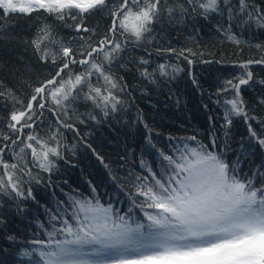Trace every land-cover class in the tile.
<instances>
[{"label": "snow or ice", "instance_id": "snow-or-ice-1", "mask_svg": "<svg viewBox=\"0 0 264 264\" xmlns=\"http://www.w3.org/2000/svg\"><path fill=\"white\" fill-rule=\"evenodd\" d=\"M17 15L36 20L30 40L11 34L10 18ZM95 16L108 21L99 33L89 25ZM199 19L239 46L244 32H264V0H0V42L31 52V63L23 64L13 87L0 80V109L7 112L0 123V210L14 206L22 212L32 201L47 216L37 221L42 235L19 255L32 264H264V159L252 162L256 149L264 155V116L255 115L241 94L254 80L250 66L264 64V57L239 62L240 74L217 89L223 100L216 103L224 108L219 149L211 116L209 143L196 135L169 136L161 146L138 111L137 122L148 129L144 152L154 158L142 155V171L127 172L123 181L111 175L127 197L126 210L111 198L102 200L91 181L88 195L60 188L62 199L54 190L59 185L52 176L69 150L65 133L84 141L79 125L122 121L134 97L119 71L150 86L175 80L183 68L168 62L151 67L144 46L162 25ZM65 30L71 35H61ZM130 48H144L148 55L129 60ZM157 51L188 65L195 63L190 56L201 55L190 48ZM192 83L198 86L194 76ZM257 103L264 106V96ZM234 118L243 119L247 136L229 161ZM71 148L75 154V145ZM40 186L49 189L54 206L33 195Z\"/></svg>", "mask_w": 264, "mask_h": 264}, {"label": "trees", "instance_id": "trees-1", "mask_svg": "<svg viewBox=\"0 0 264 264\" xmlns=\"http://www.w3.org/2000/svg\"><path fill=\"white\" fill-rule=\"evenodd\" d=\"M35 15L34 13L33 16ZM10 23L13 25L10 29L13 36L21 40H30L37 22L30 17L17 15L10 18ZM107 23V19L100 16L89 20V25L97 26L98 33L107 26ZM161 27L164 30L161 32L157 29L156 39L144 46L151 54L149 57L152 61L151 67L168 62L177 64L183 68V71L175 80L154 86L142 83L136 74L119 71L132 90L134 99L131 101V107L123 115L121 122L113 119L101 124L89 122L86 125H79L84 141L74 139L71 132L65 133L69 150L66 152V159L58 162V171L52 176L54 185H59V188L54 189L57 197L65 198L60 188L64 189L65 193L79 190L88 195V181H91L97 187L102 200L111 198L122 211L126 210L127 197L118 190L116 183L123 181L129 171L135 170L138 173L142 171L139 167L142 155L149 161L154 158L153 155L144 152L145 137L148 135L144 123L152 130L153 141L161 146L167 143L169 136L196 135L199 140L207 144L213 132L209 122L211 116L219 149V142L223 140L221 125L224 108L216 103L218 98L223 100V97L217 96V89L224 80L240 74L239 62L264 57V48L255 47L257 44L264 45V32H244L239 36L243 43L237 46L224 40L203 19L172 27L163 25ZM61 35L67 37L71 33L65 30ZM169 47L178 51L190 48L201 55L190 56L189 58L195 63L188 65L174 54L157 51V48ZM128 51L130 56L126 54V58L129 60L148 55L144 48H130ZM30 57L31 52L26 51L24 45L0 42V80L7 87H13L21 74L23 64L31 63ZM32 66L34 67V64ZM128 67L134 69L131 63ZM250 68L254 80L249 86L241 88V94L249 108L254 110L255 115L264 116V106L257 103V98L264 96V85L259 83L264 80V64H253ZM193 76L198 86L192 83ZM160 79L163 81V78ZM21 98L23 99V96ZM205 105L207 108L204 107ZM79 111L83 113L86 109L80 107ZM138 111L142 113L144 123L137 122ZM6 116L7 112L0 109V123ZM253 127L256 125L254 124ZM228 132L230 137L228 142L232 149L228 153V160L231 161L237 155L242 138L247 136L243 119L234 118ZM86 144H90L91 148ZM72 145H75V154ZM92 149L103 157L108 168L97 159ZM121 157H125V160H121ZM155 159L158 162V157ZM261 159H264V155L256 149L253 165L259 163ZM153 167L155 168L156 164H153ZM244 168L248 169V162H245ZM111 175L117 177V182L111 179ZM33 195L42 205L52 207L55 204V199L46 187H34ZM0 215L5 220V223L0 225V264H32L30 259L22 257L19 253L25 248L31 249L33 246L30 241L42 235L37 221L47 220L44 208L28 201L22 212H18L14 206H6L0 210ZM10 236L15 239H9Z\"/></svg>", "mask_w": 264, "mask_h": 264}]
</instances>
